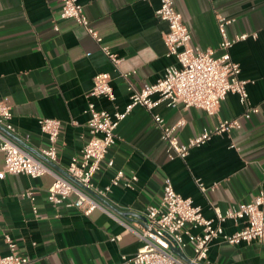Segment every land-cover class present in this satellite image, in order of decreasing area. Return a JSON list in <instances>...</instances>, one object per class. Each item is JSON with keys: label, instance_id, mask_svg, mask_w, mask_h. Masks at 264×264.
I'll return each mask as SVG.
<instances>
[{"label": "crops", "instance_id": "0c3cea01", "mask_svg": "<svg viewBox=\"0 0 264 264\" xmlns=\"http://www.w3.org/2000/svg\"><path fill=\"white\" fill-rule=\"evenodd\" d=\"M78 1L99 42L82 26L59 17V0H0V100L11 107L13 128L0 125V141H13L65 177L71 157L80 154L89 138L88 103L98 110L123 111L129 103V84L144 88L175 63L164 42L167 23L155 15L158 0ZM174 6L190 31L191 44L215 55L221 40L217 16L231 20L225 26L229 37L255 34L229 50L240 66V77L248 80L246 105L228 93L214 115L166 102L151 111L134 106L115 128L117 140L106 155L112 166L103 163L93 183L103 188L118 170L137 179L113 186L103 197L107 203L94 196L100 206L87 215L77 207L48 202L51 173L37 178L7 174L0 179V254L8 252L9 236L29 259L27 264H121L122 256L134 254L140 246L128 227L143 226L146 208L159 205L165 177L177 193L200 206L206 218L213 217L214 207L224 211L251 201L260 191L264 194V0H174ZM102 47L119 59L116 65ZM99 73L110 76L112 101L90 95ZM255 106L258 112L243 115ZM153 114L167 126L183 120L175 130L181 143L219 120L237 118L240 126L191 148L184 159L171 158ZM39 118L60 121L56 168L40 154L47 140ZM3 163L0 151V169ZM27 190L34 192L36 211L23 196ZM75 198L72 194L70 201ZM241 226L242 221L222 223L226 233ZM185 253L191 254L190 248ZM208 257L214 264H264V242L229 245L214 239Z\"/></svg>", "mask_w": 264, "mask_h": 264}, {"label": "built area", "instance_id": "2783aa9c", "mask_svg": "<svg viewBox=\"0 0 264 264\" xmlns=\"http://www.w3.org/2000/svg\"><path fill=\"white\" fill-rule=\"evenodd\" d=\"M59 2L61 19L72 20L82 26L97 42L100 41L97 31L90 25L83 5L78 0H59ZM158 2L155 15L167 23L168 31L164 36V42L167 55L173 56L175 63L165 69L161 78L144 88L135 89L129 84V103L123 111L98 110L93 102L88 103L89 138L80 154L71 157L66 167V173L82 187L68 177L55 173L46 163L4 137L0 141V151L4 155L0 179L7 174H25L37 178L45 173H51L53 181L46 193L48 202L54 206L61 204L74 206L87 215L100 205L86 189L106 197L113 186L121 182L130 185L137 179L135 175L128 177L123 170H118L103 188H98L93 183V177L103 163L107 167L112 166L113 160L106 159V155L116 143L115 128L134 106L141 105L151 111L160 102H166L167 106L181 104L184 108H200L208 115H214L228 93L236 94L239 101L246 105L248 80L240 77V66L231 59L229 50L235 42L249 36L254 38L255 34L242 33L229 37L225 26L231 20L217 16L221 40L218 46L220 53L215 55L212 50H202L191 44L190 31L174 6V0H158ZM54 28L58 30L57 25ZM102 51L114 65L117 64L119 59L106 47H102ZM90 95L102 96L110 101L114 99L108 73H99L94 77ZM250 112H258V108L248 107L243 115L248 117ZM11 117V107L0 100V125L10 131L13 129L10 123ZM152 117L161 131V138L166 142L171 158L184 159L191 148L203 145L214 135L231 133L240 126L237 118L219 120L213 127L204 128L198 136L181 143L175 135V130L184 123L182 119L172 126H167L160 115L153 114ZM37 122L47 140L46 145L40 149V154L55 163L60 121L39 118ZM196 183L202 191L205 190L199 180ZM72 194H75L76 198L70 201ZM23 196L32 201V209L36 211L33 204L34 192L27 190ZM213 214L212 218L204 217L201 207L195 205L191 198L177 193L170 178L165 177L159 205H150L146 208L143 226L128 227V230L137 236L140 246L134 254L122 256L121 264H214L208 257L209 244L214 239L220 238L222 242L229 245H237L241 242L246 244L264 242V194L262 191L251 201L239 206H232L224 211L214 207ZM226 220L234 223L242 221V226L234 232L226 233L222 227V223ZM5 242L8 252L0 254V264L29 262L26 256L20 254L16 242L11 237L5 236ZM172 248H177L185 258L175 254ZM186 248H190L191 254L185 253Z\"/></svg>", "mask_w": 264, "mask_h": 264}, {"label": "water", "instance_id": "95a60500", "mask_svg": "<svg viewBox=\"0 0 264 264\" xmlns=\"http://www.w3.org/2000/svg\"><path fill=\"white\" fill-rule=\"evenodd\" d=\"M42 159H43L45 162H47L50 166L55 167V168L57 167L55 163L49 161V160L46 159L45 157H42ZM64 173H65V175H66L70 180H72L74 183H76V184H78L79 186H81L76 180H74V179H73L71 176H69L66 172H64ZM81 187H82V186H81ZM84 189H86V188H84ZM86 190H87L89 193H91L93 196H95L98 200H100V201H102V202H104V203H107L106 199H104L103 197H101V196H99V195L93 193L91 190H88V189H86ZM121 214H122L123 216H127V215L130 214V212H121ZM172 251H173L175 254H177L178 256H180V257H182V258H185L184 255L182 254V252H180L177 248H172Z\"/></svg>", "mask_w": 264, "mask_h": 264}]
</instances>
